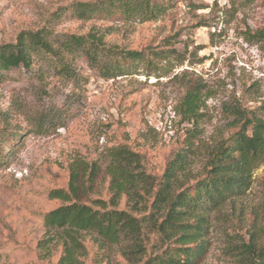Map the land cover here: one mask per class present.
<instances>
[{
    "label": "rangeland",
    "instance_id": "374dc122",
    "mask_svg": "<svg viewBox=\"0 0 264 264\" xmlns=\"http://www.w3.org/2000/svg\"><path fill=\"white\" fill-rule=\"evenodd\" d=\"M73 1L0 0V44L44 25L61 41L100 27L108 30L107 46L175 53L154 56L158 66L152 72L143 61L120 62L127 67L124 74L108 77L79 52L69 58L76 73L72 79L58 74L60 64L50 55L36 59L30 70L0 71V264H58L62 240L69 241L63 228L46 230L43 215L61 205L48 192L67 187L74 159L95 162L91 195L107 200L111 149L127 145L139 153L143 158L137 162L143 165L131 166L128 194L118 196L114 208L145 216L148 225L154 191L174 154L185 148V168L177 172L175 186L193 182L205 173L211 151L234 131L226 126L224 103L258 108L264 119V41L243 35L246 29L264 31V0H251L227 23L214 20L209 11L215 3L227 7L230 0H193L203 6L197 9L188 6L189 0H159L166 9L148 21L78 20L68 9ZM200 21L209 25L199 26ZM196 86L199 115L188 121L178 105L185 90ZM156 214L161 217L164 210ZM206 216L205 249L195 264H252L243 246L264 245V162L253 169L243 194ZM148 235L149 243L131 253L125 238L109 244L81 232L84 248L76 264H147L166 247L153 229ZM39 244L47 249L44 256Z\"/></svg>",
    "mask_w": 264,
    "mask_h": 264
},
{
    "label": "trees",
    "instance_id": "16d2710c",
    "mask_svg": "<svg viewBox=\"0 0 264 264\" xmlns=\"http://www.w3.org/2000/svg\"><path fill=\"white\" fill-rule=\"evenodd\" d=\"M192 1L187 3L191 9L203 8ZM250 1L230 0L227 7H218L215 3V9L209 13L214 20L227 23L240 7ZM68 9L72 17L83 21L94 18L148 21L161 15L166 6L159 0H74ZM208 25L207 21L199 23V26ZM107 33V29L92 27L86 33H70L61 41L59 36L53 38L45 25L38 29L23 30L14 43L0 44V71L20 67L30 70L36 59L50 55L60 64L58 74L72 79L76 73L69 58L79 52L91 68L99 70L103 77H108L124 74L127 67L124 68L125 65L121 63L125 62L143 61L152 72L151 68L158 66L153 61L154 56L163 59L166 53H175V50L151 46L143 50L107 46ZM243 35L248 41H264L262 29L254 32L246 29ZM108 57H114L115 61L111 62ZM200 90L197 86L185 90L178 105L185 120L192 121L199 115ZM223 111L229 117L227 128L234 131L211 151L205 173L193 182L188 180L175 186L177 172L185 168V157L181 152L185 148L174 154L158 181L159 188L154 191L148 225L144 221L145 216H136L130 209L114 208L118 196L128 194L131 166L143 165L137 162L143 158L139 153L127 145L111 149L110 162L105 169L109 190L107 200L91 195L98 174L95 162L74 159L69 164L67 187L54 188L48 192V198L59 200L61 205L43 215V227L46 230L63 228L69 241L62 240L58 264H76L80 261L79 252L84 248L81 232L94 233L96 240L109 244L125 238L131 242L130 252L133 253L149 243V228L159 235L166 247L161 254L149 259L147 264H195L205 249L202 232L206 214L226 199L243 194L250 185L253 169L264 162V119L258 116V108L248 109L238 101H233L224 103ZM145 176L151 177L147 173ZM84 196L91 197L84 199ZM161 210H164V214L160 217L156 213ZM253 236L254 233H251ZM48 240L45 238L43 242ZM39 247L45 249V245L39 244ZM243 247L250 255L252 264H264V245L256 248L251 241L244 243ZM43 251L39 253L40 256L47 253V249Z\"/></svg>",
    "mask_w": 264,
    "mask_h": 264
}]
</instances>
